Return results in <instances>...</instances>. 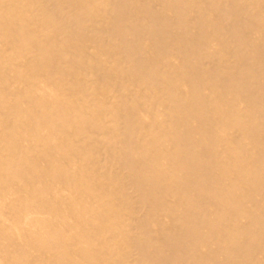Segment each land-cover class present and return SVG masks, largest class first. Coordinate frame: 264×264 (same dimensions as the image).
<instances>
[{"label": "bare ground", "instance_id": "1", "mask_svg": "<svg viewBox=\"0 0 264 264\" xmlns=\"http://www.w3.org/2000/svg\"><path fill=\"white\" fill-rule=\"evenodd\" d=\"M0 264H264V0H0Z\"/></svg>", "mask_w": 264, "mask_h": 264}, {"label": "rangeland", "instance_id": "2", "mask_svg": "<svg viewBox=\"0 0 264 264\" xmlns=\"http://www.w3.org/2000/svg\"><path fill=\"white\" fill-rule=\"evenodd\" d=\"M8 223H10V224H12V225L14 224L13 221H8Z\"/></svg>", "mask_w": 264, "mask_h": 264}]
</instances>
